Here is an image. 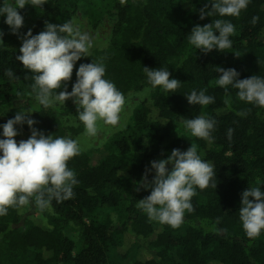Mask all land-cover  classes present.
<instances>
[{
    "label": "trees",
    "instance_id": "trees-1",
    "mask_svg": "<svg viewBox=\"0 0 264 264\" xmlns=\"http://www.w3.org/2000/svg\"><path fill=\"white\" fill-rule=\"evenodd\" d=\"M207 3L33 0V6L18 10L24 17L21 36L29 29L33 35L40 33L45 23L63 24L78 9L94 30L103 19L102 10L115 16L107 45L76 62L68 91L79 65L101 58L105 79L125 98L150 87L145 67L168 68L170 79L181 85L175 93L159 88L150 91L133 110L129 124L108 142L102 159L93 161L81 152L68 161L79 181L74 198L53 201L52 209L43 212L28 206L10 208L0 217V264H110L112 250L124 260L133 243L132 264H264V231L249 238L238 213L241 193L247 187L264 190V108L240 101L237 90L230 88L225 93L215 83L217 67L235 69L241 80L252 75L264 77V0H250L238 17H224L235 26L232 47L205 54L188 43L187 34L195 25L221 18L212 15L200 20L199 10ZM254 17H258L255 24ZM0 31L4 33L0 43V117L12 119L18 110H26L45 136L77 138L83 125H70L76 105L71 100L47 109L38 105L31 91L32 74L15 59L21 39L11 34L4 17H0ZM8 69L17 78H9ZM193 89H206L215 102L189 105L184 95ZM242 111L247 115H238ZM202 114L216 121L211 143L191 136L181 125V117L192 119ZM229 129L233 130L230 138ZM193 143L201 158L214 165L216 189L197 188L193 211L185 212L183 223L176 228L160 224L156 230L154 220L137 207L138 200L150 194L139 182L150 162L167 158L173 149L186 151ZM154 175H148V182Z\"/></svg>",
    "mask_w": 264,
    "mask_h": 264
},
{
    "label": "clouds",
    "instance_id": "clouds-1",
    "mask_svg": "<svg viewBox=\"0 0 264 264\" xmlns=\"http://www.w3.org/2000/svg\"><path fill=\"white\" fill-rule=\"evenodd\" d=\"M250 0H208L199 10L200 20L217 15L218 18L204 26H193L187 34L188 43L202 53L232 47L230 37L235 26L224 17H238ZM208 4L211 9L208 10ZM33 6V0H3L0 3V17L9 27L11 34L21 39L19 55L15 59L32 75L31 91L35 101L42 108L64 106L71 100L77 108L73 127L83 125L84 139L96 138L102 128H123L125 124L124 94L109 79H105L106 68L101 58L98 62L80 64L76 69V79L68 91V81L73 68L81 58L91 54L95 46L88 33L68 20L63 24L45 23L44 30L33 35L29 29L22 36L19 30L24 26V17L19 9ZM258 17L253 18L255 24ZM4 33L0 31V43ZM147 84L144 93L159 88L163 92L175 93L181 83L170 79L168 68H142ZM216 85L228 90L235 89L237 98L247 104L264 108V77L252 75L238 79L235 69L216 68ZM9 78H17L12 69L6 70ZM58 89H62L57 92ZM188 104L208 106L215 98L206 94V89H193L184 95ZM238 115L246 116L247 112ZM37 122L26 110H18L12 119L0 125V217L6 216L10 208L24 206L38 208L41 212L51 210L53 201L57 203L74 198V188L79 183L76 172L68 167V161L80 155L83 145L81 138L47 135L36 129ZM27 125L30 135L19 142L18 126ZM181 125L191 136L211 143L216 121L207 114L192 119L181 117ZM232 129L228 130L229 138ZM166 166H171L169 170ZM154 173L151 182L148 175ZM214 165L201 158L198 146L193 143L186 151L173 149L165 159L150 162L139 185L150 194L138 200L140 208L151 220L173 228L179 227L185 212L193 211L192 198L196 189L213 187L217 183ZM216 179V178H215ZM239 220L245 234L255 238L264 231V190L261 186L247 187L241 193ZM220 223L219 218L216 221Z\"/></svg>",
    "mask_w": 264,
    "mask_h": 264
},
{
    "label": "rangeland",
    "instance_id": "rangeland-1",
    "mask_svg": "<svg viewBox=\"0 0 264 264\" xmlns=\"http://www.w3.org/2000/svg\"><path fill=\"white\" fill-rule=\"evenodd\" d=\"M102 11L104 14L103 19L95 30L92 29L86 17L83 16L81 9H78V11L73 15V17L69 19L72 20L74 24L79 25L81 30L88 33V35L92 38V40L95 43V46L91 49V51L95 48H103L107 45L109 37L111 35L113 24L115 23V16L108 15L104 10ZM149 95H150L149 92L147 94L141 92V93L132 94L125 98L126 103L124 106V113H123L125 117V124L123 128H112L111 126H108L110 130H106L102 128L99 135L96 138H92V139H84L82 137V133L84 132V128H83V132L81 133V135L77 137L82 139L83 149L81 152L87 153L93 161H99L100 159H102L106 155L105 147L108 144V142L111 139L115 138L119 134V132H121L129 124V120L131 118L133 110L137 106H139V104L143 102V100L148 98ZM7 120L8 118L6 117H0V125L6 123ZM73 120H74L73 118H70V125H72ZM34 127L38 129L36 126ZM18 130H20L22 134L15 137L17 142H19L22 139L26 140L30 135V131L27 125L18 126ZM112 219L114 220V222H116L115 215L112 216ZM154 224L156 226V230H159L160 223L154 221ZM135 250H136V246L133 243L128 258L124 260L119 258L115 250H112L109 254L110 264H132L135 256ZM120 252L123 253L124 249H121Z\"/></svg>",
    "mask_w": 264,
    "mask_h": 264
}]
</instances>
